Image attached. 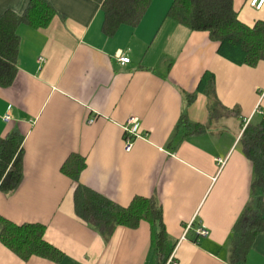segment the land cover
<instances>
[{
	"label": "crops",
	"instance_id": "1",
	"mask_svg": "<svg viewBox=\"0 0 264 264\" xmlns=\"http://www.w3.org/2000/svg\"><path fill=\"white\" fill-rule=\"evenodd\" d=\"M30 1L0 0V16L22 15ZM47 1L57 15L45 28L19 27L17 76L0 87V137H25L23 180L10 194L0 191V216L43 225L46 241L63 253L58 264H158L147 222L119 226L105 240L77 214V182L63 168L78 156L85 161L82 186L122 207L136 197L161 207L176 264H264V230L244 261L231 260L254 179L241 137L264 118V61L251 67L218 55L209 33L168 17L174 0H151L138 25L112 36L104 31L106 0ZM249 2L234 0V8L252 27L264 21V6L255 16L244 11ZM120 56L130 62L122 65ZM207 72L227 113L203 134L175 133L183 114L208 124L209 98L200 87ZM130 118L146 137L127 152ZM218 159L226 161L222 168ZM0 264L57 263L23 260L0 241Z\"/></svg>",
	"mask_w": 264,
	"mask_h": 264
},
{
	"label": "trees",
	"instance_id": "2",
	"mask_svg": "<svg viewBox=\"0 0 264 264\" xmlns=\"http://www.w3.org/2000/svg\"><path fill=\"white\" fill-rule=\"evenodd\" d=\"M151 0H106L102 11L104 31L112 36L122 25L139 24ZM57 15L47 0H31L22 15L8 10L0 16V87H10L17 76L20 36L18 29L25 24L35 28L47 27ZM168 17L192 31L207 32L219 44L218 55L236 65L254 67L264 61V21L249 27L239 19L234 0H174ZM209 98V122L194 124L186 114L181 115L175 128L186 135L203 134L213 122L227 113L214 91V78L207 72L201 79ZM211 87V88H210ZM192 103L195 95H189ZM17 132L0 137V191L10 194L23 180V141ZM243 152L253 164L254 179L251 201L235 225L232 242V262L246 259L255 237L264 230V118L257 125H249L241 137ZM85 161L73 156L64 166L77 182L75 202L77 214L108 240L119 226L137 228L144 221L152 228V246L158 264H166L173 244L163 222L161 207L148 198L136 197L127 207L119 206L106 197L82 186L78 179ZM45 227L39 224L15 225L0 216V241L23 260L39 257L60 263L63 253L45 239Z\"/></svg>",
	"mask_w": 264,
	"mask_h": 264
},
{
	"label": "built area",
	"instance_id": "3",
	"mask_svg": "<svg viewBox=\"0 0 264 264\" xmlns=\"http://www.w3.org/2000/svg\"><path fill=\"white\" fill-rule=\"evenodd\" d=\"M251 7L255 10H261L264 6V0H251L250 2ZM119 61L122 65L128 64L130 62L129 58L126 57H119ZM5 121H10L8 116L5 117ZM92 122V121H90ZM124 133H125V150L130 152L134 145V142L137 139L145 138L146 134L143 133V128L141 122L137 118H130L127 123L124 125ZM226 161L218 159L219 167L222 168L225 165ZM191 226L186 228L189 230ZM198 234L202 236H207L208 232L205 229H199ZM185 237H183L184 239ZM167 264H176L174 258L171 257Z\"/></svg>",
	"mask_w": 264,
	"mask_h": 264
},
{
	"label": "rangeland",
	"instance_id": "4",
	"mask_svg": "<svg viewBox=\"0 0 264 264\" xmlns=\"http://www.w3.org/2000/svg\"><path fill=\"white\" fill-rule=\"evenodd\" d=\"M250 2H251V0H250ZM250 2H249V4L245 7V10H244V11L249 12V13H252V14H254L255 16H259L260 13H258L253 7L250 6ZM232 113H234V112H230L229 114L232 115Z\"/></svg>",
	"mask_w": 264,
	"mask_h": 264
}]
</instances>
